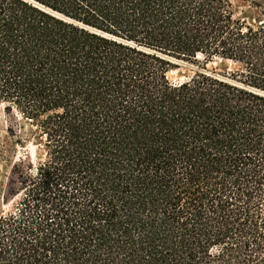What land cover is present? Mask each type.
Returning a JSON list of instances; mask_svg holds the SVG:
<instances>
[{
  "label": "trees",
  "instance_id": "obj_1",
  "mask_svg": "<svg viewBox=\"0 0 264 264\" xmlns=\"http://www.w3.org/2000/svg\"><path fill=\"white\" fill-rule=\"evenodd\" d=\"M257 7L0 0V104L38 156L0 215V264H264ZM182 63L198 71L173 82Z\"/></svg>",
  "mask_w": 264,
  "mask_h": 264
},
{
  "label": "rangeland",
  "instance_id": "obj_2",
  "mask_svg": "<svg viewBox=\"0 0 264 264\" xmlns=\"http://www.w3.org/2000/svg\"><path fill=\"white\" fill-rule=\"evenodd\" d=\"M240 18L254 22L259 18L257 6L264 7V0H233ZM204 63L203 59L200 60ZM198 63H182L170 74L173 82L190 79L198 71ZM208 70L224 73L235 68L230 62L215 60L205 65ZM25 120L15 110L0 104V215L11 211L21 198L20 177H25L27 167L37 160V148Z\"/></svg>",
  "mask_w": 264,
  "mask_h": 264
}]
</instances>
